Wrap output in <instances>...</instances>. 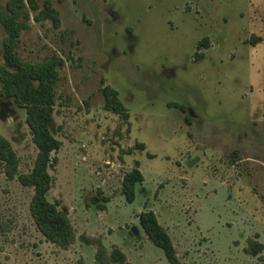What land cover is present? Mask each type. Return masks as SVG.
<instances>
[{
  "label": "rangeland",
  "instance_id": "374dc122",
  "mask_svg": "<svg viewBox=\"0 0 264 264\" xmlns=\"http://www.w3.org/2000/svg\"><path fill=\"white\" fill-rule=\"evenodd\" d=\"M45 1L58 24L30 12L16 51L59 63L48 200L69 209L77 240L69 250L47 242L30 213L34 190L0 165V264H97L81 237L110 251L147 211L182 264H264V0H40L39 11ZM5 37L0 23V62ZM105 87L128 119L105 110ZM0 137L30 173L38 149L26 111L1 96ZM137 166L144 181L128 204L122 182ZM141 240L144 260L169 264Z\"/></svg>",
  "mask_w": 264,
  "mask_h": 264
},
{
  "label": "trees",
  "instance_id": "16d2710c",
  "mask_svg": "<svg viewBox=\"0 0 264 264\" xmlns=\"http://www.w3.org/2000/svg\"><path fill=\"white\" fill-rule=\"evenodd\" d=\"M40 0H12L5 6L0 4V23L6 37L3 42L2 62H0V96L11 99L19 108L26 111V124L32 140L38 149V156L30 173L20 174L19 159L8 140L0 137V165L8 180H17L23 187L32 188L34 195L30 204V213L38 231L45 240L62 250H69L77 240L76 231L69 218L67 207L59 208V204L51 203L48 194L53 180L49 174L57 161L56 154L61 147L50 131L55 106V84L58 80L56 59L40 64L23 61L17 54L18 40L22 30L27 27L30 12H37L36 21L51 20L58 24V12L48 1L44 9L39 11ZM208 39L197 45V50L207 47ZM201 57V55H199ZM105 110L128 119L129 115L118 99V94L110 87L103 89ZM144 148L143 145L139 146ZM138 165V164H137ZM144 181L139 167L127 173L122 182V194L128 204H133L137 196V186ZM139 225L147 239L164 252L169 264H182L173 241L167 230L159 223L152 211L140 214ZM85 244L96 249L97 264H131L126 255L117 247L107 250L103 241L98 238L82 236ZM263 246L253 244L250 253L260 254Z\"/></svg>",
  "mask_w": 264,
  "mask_h": 264
},
{
  "label": "crops",
  "instance_id": "0c3cea01",
  "mask_svg": "<svg viewBox=\"0 0 264 264\" xmlns=\"http://www.w3.org/2000/svg\"><path fill=\"white\" fill-rule=\"evenodd\" d=\"M138 221H139V218H138ZM126 233H128V234H123V236H120L118 238L117 243H115V247L119 248L126 255L128 262L131 264H153V263L157 264L156 262H153V261L144 260L143 259L144 256H143L142 252L137 250L138 248H137L136 238L141 237L142 238V240H141L142 244L150 242L147 239L146 235L144 234L143 230L141 229L140 225L128 230ZM170 237H171V235H170ZM171 239H172V237H171ZM142 241H144V242H142ZM172 241H173V239H172ZM90 247H93V246H90ZM95 253H96V249H95ZM159 261L162 262L161 259H159Z\"/></svg>",
  "mask_w": 264,
  "mask_h": 264
}]
</instances>
